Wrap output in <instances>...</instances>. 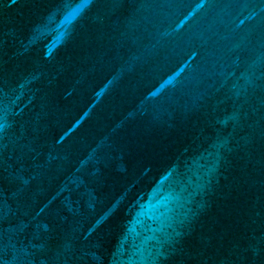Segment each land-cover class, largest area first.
<instances>
[{
  "label": "water",
  "instance_id": "obj_1",
  "mask_svg": "<svg viewBox=\"0 0 264 264\" xmlns=\"http://www.w3.org/2000/svg\"><path fill=\"white\" fill-rule=\"evenodd\" d=\"M0 264H264V0H0Z\"/></svg>",
  "mask_w": 264,
  "mask_h": 264
}]
</instances>
